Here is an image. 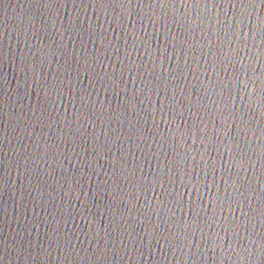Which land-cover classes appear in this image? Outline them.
<instances>
[{
	"label": "water",
	"instance_id": "water-1",
	"mask_svg": "<svg viewBox=\"0 0 264 264\" xmlns=\"http://www.w3.org/2000/svg\"><path fill=\"white\" fill-rule=\"evenodd\" d=\"M0 264H264V0H0Z\"/></svg>",
	"mask_w": 264,
	"mask_h": 264
}]
</instances>
